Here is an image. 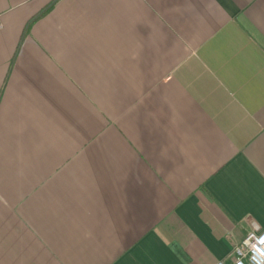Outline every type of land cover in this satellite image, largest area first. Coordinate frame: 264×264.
I'll return each instance as SVG.
<instances>
[{
  "label": "crops",
  "instance_id": "1",
  "mask_svg": "<svg viewBox=\"0 0 264 264\" xmlns=\"http://www.w3.org/2000/svg\"><path fill=\"white\" fill-rule=\"evenodd\" d=\"M253 223L264 0H0V264H234Z\"/></svg>",
  "mask_w": 264,
  "mask_h": 264
},
{
  "label": "built area",
  "instance_id": "2",
  "mask_svg": "<svg viewBox=\"0 0 264 264\" xmlns=\"http://www.w3.org/2000/svg\"><path fill=\"white\" fill-rule=\"evenodd\" d=\"M231 256L234 264H264V230L253 223L243 241L234 245Z\"/></svg>",
  "mask_w": 264,
  "mask_h": 264
},
{
  "label": "trees",
  "instance_id": "3",
  "mask_svg": "<svg viewBox=\"0 0 264 264\" xmlns=\"http://www.w3.org/2000/svg\"><path fill=\"white\" fill-rule=\"evenodd\" d=\"M54 6V4L52 6H50L49 8H47L45 11H43L40 15H38L37 17H35L28 25V30L31 28V26L33 25L34 22H36L39 18H41L42 16H44L47 12H49L52 7Z\"/></svg>",
  "mask_w": 264,
  "mask_h": 264
}]
</instances>
